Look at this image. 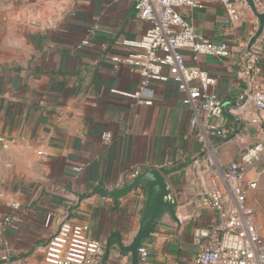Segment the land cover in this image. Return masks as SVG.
Returning a JSON list of instances; mask_svg holds the SVG:
<instances>
[{
    "label": "crops",
    "instance_id": "1",
    "mask_svg": "<svg viewBox=\"0 0 264 264\" xmlns=\"http://www.w3.org/2000/svg\"><path fill=\"white\" fill-rule=\"evenodd\" d=\"M231 1L239 20L229 25L215 3L179 10L196 33L229 47L225 58L182 52L188 67L216 79L225 107L226 137L201 141L174 80L145 88L150 106L122 96L138 91L141 77L111 61L126 54L114 43L138 39L148 27L135 17L131 0H0V136L15 140L0 149V222L7 211L2 201L21 204L20 222L0 238V253L8 252L0 264H44L43 249L63 221L86 224L88 236L104 245L105 263L130 264L116 236L123 245L131 242L145 190L118 200L108 193L146 167L165 178L177 218L163 210L142 242L150 264L194 263L193 231L219 219L201 201L212 175L264 140V113L239 101L248 89L239 64L256 19L243 0ZM92 31L88 47L77 50ZM253 47L264 83V29ZM256 180L251 193L264 196V175Z\"/></svg>",
    "mask_w": 264,
    "mask_h": 264
},
{
    "label": "built area",
    "instance_id": "2",
    "mask_svg": "<svg viewBox=\"0 0 264 264\" xmlns=\"http://www.w3.org/2000/svg\"><path fill=\"white\" fill-rule=\"evenodd\" d=\"M135 17L148 24L143 35L135 40L116 41L114 46L126 52L114 55L111 61L124 65L141 77L140 89L122 96L151 105L142 92L152 82L166 83L170 79L185 94L184 106L191 113L190 125L201 129L199 139L225 138L223 101L215 90L216 79L204 70L187 66L183 51H189L194 59L198 56L225 58L229 56L226 43H215L205 38L188 24L180 9H198L204 3L220 5L225 12V24L239 20V14L231 0H131ZM264 12V4L257 6ZM99 26L95 25L94 29ZM94 31L76 45L82 50L91 43ZM246 44L240 46L245 49ZM260 53L252 47L247 59L239 64L238 76L248 81V89L239 101L251 103L264 113V83L261 78ZM114 92V91H113ZM256 123V121H254ZM104 138H108L105 136ZM24 141V139H20ZM14 139L0 136V149L7 150ZM249 173L254 174L249 179ZM138 171L132 173L135 179ZM264 175V140L247 148L238 162H232L210 179L211 188L201 197L203 204L218 214V221L207 228L193 231L197 253L193 264H264V240L259 230L256 213L248 205V194L257 187V176ZM0 198V202H1ZM6 213L0 222V238L7 227L21 220V204L4 200ZM104 245L88 236L83 223L63 221L49 238L43 249L44 264H107L104 262ZM138 264H150L146 245L138 249ZM8 260V252L0 253V263Z\"/></svg>",
    "mask_w": 264,
    "mask_h": 264
},
{
    "label": "water",
    "instance_id": "3",
    "mask_svg": "<svg viewBox=\"0 0 264 264\" xmlns=\"http://www.w3.org/2000/svg\"><path fill=\"white\" fill-rule=\"evenodd\" d=\"M246 7L251 11L256 19V29L251 35L245 51V59L250 55L252 47L260 38L264 29V12L257 9L256 0H243ZM225 107L223 105V111ZM143 187L145 190V210L139 222L138 229L128 245H123L121 238L116 236L121 253L130 256V264H138V249L142 242L146 240L152 232L156 222L159 220L163 210L168 211L175 217L173 200L170 196L169 187L163 175L157 169L146 167L135 179L123 187L109 192V196L115 200L127 197L132 192Z\"/></svg>",
    "mask_w": 264,
    "mask_h": 264
},
{
    "label": "rangeland",
    "instance_id": "4",
    "mask_svg": "<svg viewBox=\"0 0 264 264\" xmlns=\"http://www.w3.org/2000/svg\"><path fill=\"white\" fill-rule=\"evenodd\" d=\"M256 194L254 193H249L248 194V200L252 201L253 205H255V213H256V219L258 223V227L260 229L262 238L264 240V196L261 195L255 196Z\"/></svg>",
    "mask_w": 264,
    "mask_h": 264
}]
</instances>
